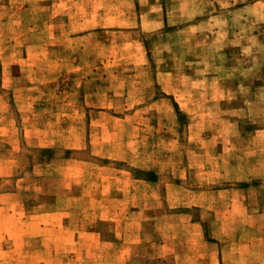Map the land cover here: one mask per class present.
<instances>
[{"label": "rangeland", "instance_id": "rangeland-1", "mask_svg": "<svg viewBox=\"0 0 264 264\" xmlns=\"http://www.w3.org/2000/svg\"><path fill=\"white\" fill-rule=\"evenodd\" d=\"M0 264H264V0H0Z\"/></svg>", "mask_w": 264, "mask_h": 264}]
</instances>
